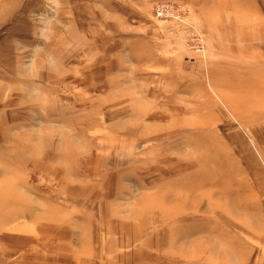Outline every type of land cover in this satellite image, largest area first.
<instances>
[{
	"label": "rangeland",
	"instance_id": "obj_1",
	"mask_svg": "<svg viewBox=\"0 0 264 264\" xmlns=\"http://www.w3.org/2000/svg\"><path fill=\"white\" fill-rule=\"evenodd\" d=\"M0 197V264H264V0H0Z\"/></svg>",
	"mask_w": 264,
	"mask_h": 264
},
{
	"label": "built area",
	"instance_id": "obj_2",
	"mask_svg": "<svg viewBox=\"0 0 264 264\" xmlns=\"http://www.w3.org/2000/svg\"><path fill=\"white\" fill-rule=\"evenodd\" d=\"M180 10L179 6L169 2H157L154 8L155 16L159 19L179 18L177 16Z\"/></svg>",
	"mask_w": 264,
	"mask_h": 264
},
{
	"label": "bare ground",
	"instance_id": "obj_3",
	"mask_svg": "<svg viewBox=\"0 0 264 264\" xmlns=\"http://www.w3.org/2000/svg\"><path fill=\"white\" fill-rule=\"evenodd\" d=\"M201 185V184H200ZM204 185H206V184H204ZM202 186V185H201ZM201 186H199V187H201ZM188 191V190H187ZM192 191V190H191ZM9 203V200H7V199H5V198H2V197H0V205H2L3 207H6L7 206V204ZM196 206V205H195ZM196 209H197V207H194V209L192 210V212H195L196 211ZM185 216H181L180 218H184ZM179 218V219H180ZM203 232H202V234H206V235H210V233H208L209 231H207V230H202ZM201 233V232H200ZM198 243H200V241L198 242ZM198 243L197 244H194V250H195V252L197 251H199V252H201V250H202V253H204L205 251L202 249L203 247L201 246L202 245V242L199 244V246H198Z\"/></svg>",
	"mask_w": 264,
	"mask_h": 264
}]
</instances>
